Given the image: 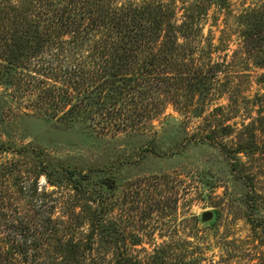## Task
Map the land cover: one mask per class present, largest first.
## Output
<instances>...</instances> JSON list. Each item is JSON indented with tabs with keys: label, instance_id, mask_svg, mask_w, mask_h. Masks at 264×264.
<instances>
[{
	"label": "rangeland",
	"instance_id": "obj_1",
	"mask_svg": "<svg viewBox=\"0 0 264 264\" xmlns=\"http://www.w3.org/2000/svg\"><path fill=\"white\" fill-rule=\"evenodd\" d=\"M8 1L19 5L32 0H0L1 6ZM151 1L175 7L179 23L193 15L199 28L191 40L180 36V43H192L196 57L204 54L205 62L227 63L229 74L210 82L212 90L206 98H195L197 110L189 116L169 105L156 119L133 128V116L125 113L115 123L128 128L106 132L100 105L83 115L63 117L70 107L60 102L66 100L64 92L75 94L76 100L86 95L89 85L74 91L65 79L39 74L36 79H13L29 71L12 70V79H0V195L11 189L19 196L29 178V184L39 182L40 191L58 199L61 213L74 205L69 182L63 180L66 170L95 169L98 177L116 186L109 195L115 193L112 204L128 241L134 243L128 247L134 258L147 261L159 252L170 263L264 264V65L257 64L264 54H243V35L252 29L254 16L264 12V0L118 4ZM34 5L38 6L35 0ZM90 48L82 50L85 57L91 55ZM46 89H54L55 98L42 105ZM111 103L114 100L107 101ZM149 104L147 100L142 107L146 113ZM243 123L253 126L258 147L250 156L241 155L243 165L234 171L220 147L203 139L215 129L217 143L235 148ZM226 124L237 129L232 137H223L221 125ZM43 164L60 184L51 185L44 175L32 176ZM205 213L212 219L204 221Z\"/></svg>",
	"mask_w": 264,
	"mask_h": 264
},
{
	"label": "trees",
	"instance_id": "obj_2",
	"mask_svg": "<svg viewBox=\"0 0 264 264\" xmlns=\"http://www.w3.org/2000/svg\"><path fill=\"white\" fill-rule=\"evenodd\" d=\"M35 2L38 6L34 0L19 5L3 2L4 8L0 4V79H12V70H28L26 76L22 73L23 78L13 79L46 75L44 79H65L66 86L74 91L89 85L86 95L78 100H73L76 95L64 88L66 100L60 102H69L63 114L66 119L100 105L101 128L120 132L128 125L115 122L125 113L133 116V128L141 126L143 120L156 119L169 105L189 116L197 110L195 98H206L212 90L210 82L229 74L227 63L205 62L204 54L196 57L192 43H180V36L193 38L198 21L191 15L179 23L176 9L170 4H118V0ZM251 25L252 29L243 35V54L253 58L264 54L263 11L254 16ZM88 46L92 52L85 57L82 50ZM51 50L55 51L53 55ZM257 64L263 66L264 57ZM52 92L54 89H46L40 95L42 105L55 98ZM108 100L114 103L108 106ZM147 100L148 113L142 110ZM128 107H134L133 111ZM242 128L238 142L233 143L235 148L217 143L215 129L203 139L220 147L234 171L243 165L241 155L250 156L258 147L253 126L243 123ZM221 129L224 138L232 137L237 130L230 124L221 125ZM99 173L95 169L66 170L63 180L69 182L74 205L62 211L63 215L57 211L58 199L40 191L39 182L29 184V178L22 183L19 196L11 189L0 195V264H189L170 263L158 256L159 252L147 261L128 253L129 245L134 243L128 241V232L116 217L112 204L115 193L109 195L116 186L98 177ZM31 174L35 178L44 175L53 186L60 184L55 183L54 173L44 164Z\"/></svg>",
	"mask_w": 264,
	"mask_h": 264
},
{
	"label": "water",
	"instance_id": "obj_3",
	"mask_svg": "<svg viewBox=\"0 0 264 264\" xmlns=\"http://www.w3.org/2000/svg\"><path fill=\"white\" fill-rule=\"evenodd\" d=\"M202 218L204 221H209L212 219V214L211 213H205L202 215Z\"/></svg>",
	"mask_w": 264,
	"mask_h": 264
}]
</instances>
